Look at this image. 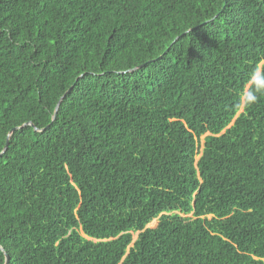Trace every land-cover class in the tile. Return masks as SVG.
Listing matches in <instances>:
<instances>
[{"label": "trees", "instance_id": "1", "mask_svg": "<svg viewBox=\"0 0 264 264\" xmlns=\"http://www.w3.org/2000/svg\"><path fill=\"white\" fill-rule=\"evenodd\" d=\"M253 70L264 0H0V264H264Z\"/></svg>", "mask_w": 264, "mask_h": 264}, {"label": "clouds", "instance_id": "2", "mask_svg": "<svg viewBox=\"0 0 264 264\" xmlns=\"http://www.w3.org/2000/svg\"><path fill=\"white\" fill-rule=\"evenodd\" d=\"M249 79L251 80V85L248 89L249 103H254L258 93L264 92V72L253 70L249 74Z\"/></svg>", "mask_w": 264, "mask_h": 264}, {"label": "water", "instance_id": "3", "mask_svg": "<svg viewBox=\"0 0 264 264\" xmlns=\"http://www.w3.org/2000/svg\"><path fill=\"white\" fill-rule=\"evenodd\" d=\"M56 103H57V104H56V106H55V110L57 109V106H58V100H57ZM55 110H54V112H55ZM28 124H30V123H28ZM14 129H15V127L11 128L10 132L13 131ZM34 129H37V128L34 127ZM6 143H7V141L5 142V144H4L3 148H2V150L0 151V153L6 148ZM0 249H2V247H0ZM4 255H5V261H7V259H8L7 254H4Z\"/></svg>", "mask_w": 264, "mask_h": 264}, {"label": "rangeland", "instance_id": "4", "mask_svg": "<svg viewBox=\"0 0 264 264\" xmlns=\"http://www.w3.org/2000/svg\"><path fill=\"white\" fill-rule=\"evenodd\" d=\"M156 222H157V218H155V219H153L151 222H149L148 224H147V226H149V227H154L155 226V224H156ZM136 235V233H134V236Z\"/></svg>", "mask_w": 264, "mask_h": 264}]
</instances>
